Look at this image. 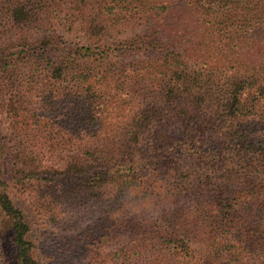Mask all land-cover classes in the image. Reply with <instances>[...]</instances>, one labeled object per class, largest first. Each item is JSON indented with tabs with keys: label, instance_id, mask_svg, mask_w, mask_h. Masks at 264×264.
I'll return each mask as SVG.
<instances>
[{
	"label": "trees",
	"instance_id": "trees-1",
	"mask_svg": "<svg viewBox=\"0 0 264 264\" xmlns=\"http://www.w3.org/2000/svg\"><path fill=\"white\" fill-rule=\"evenodd\" d=\"M18 196L59 264H264V0H0V264H41Z\"/></svg>",
	"mask_w": 264,
	"mask_h": 264
},
{
	"label": "rangeland",
	"instance_id": "rangeland-1",
	"mask_svg": "<svg viewBox=\"0 0 264 264\" xmlns=\"http://www.w3.org/2000/svg\"><path fill=\"white\" fill-rule=\"evenodd\" d=\"M15 203L20 207L28 219L32 223V230L29 237L34 241L36 248V255L41 264H59L57 254L60 253L57 246L52 239H50L49 232L46 233V226L43 219L36 212L28 208L27 203L23 201L22 197H15ZM71 233V232H70ZM145 262V261H144ZM153 261H146L142 264H151Z\"/></svg>",
	"mask_w": 264,
	"mask_h": 264
}]
</instances>
